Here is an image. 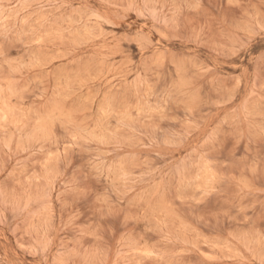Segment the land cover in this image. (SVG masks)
<instances>
[{
  "label": "rangeland",
  "instance_id": "374dc122",
  "mask_svg": "<svg viewBox=\"0 0 264 264\" xmlns=\"http://www.w3.org/2000/svg\"><path fill=\"white\" fill-rule=\"evenodd\" d=\"M0 264H264V0H0Z\"/></svg>",
  "mask_w": 264,
  "mask_h": 264
}]
</instances>
